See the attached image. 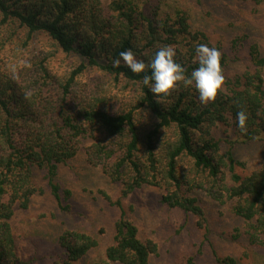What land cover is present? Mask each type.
Instances as JSON below:
<instances>
[{
  "label": "trees",
  "instance_id": "1",
  "mask_svg": "<svg viewBox=\"0 0 264 264\" xmlns=\"http://www.w3.org/2000/svg\"><path fill=\"white\" fill-rule=\"evenodd\" d=\"M149 8L141 0H0V34L13 35L19 29L12 41L15 48L42 34L78 61L65 73L52 75L45 57L35 54L37 60L30 58L31 69L26 70L23 62L7 57L10 35L0 43V264H27L16 251L10 224L15 208L29 206L37 192V171L43 172L57 201L68 199L70 191L57 181L58 166L81 149L84 139L90 140L84 147L86 161L121 184L115 201L103 192L120 211L113 241L104 251L106 261L149 264L157 252L156 242L138 236L122 203L145 184L164 187L161 201L190 212L207 231L205 211L192 190L230 202L231 211L244 223L248 242L264 248V160L241 175L236 167L243 162L231 151L221 153L212 134L221 123L239 140L264 145V56L257 44H250L252 68L227 77L228 55L205 32L191 28L184 10L160 16L158 9ZM242 40L232 41L236 51ZM199 44L220 51L224 75L222 90L206 105L194 87L183 82L167 95H154L143 84L149 69L137 74L122 60L115 63L121 51L131 49L147 64L159 48L171 46L175 61L189 75L198 67ZM92 69L108 80L79 85V76ZM239 111L247 117L243 128L237 124ZM223 167L228 168V179ZM58 243L63 251L53 264H77L98 241L70 229L60 234ZM212 252L216 264H238L232 255Z\"/></svg>",
  "mask_w": 264,
  "mask_h": 264
},
{
  "label": "rangeland",
  "instance_id": "2",
  "mask_svg": "<svg viewBox=\"0 0 264 264\" xmlns=\"http://www.w3.org/2000/svg\"><path fill=\"white\" fill-rule=\"evenodd\" d=\"M141 1L148 10L149 7L158 9L160 16L173 15L175 9L184 10L189 15L191 28L205 32L211 43L219 45L228 55L227 77L252 68L248 54L250 44H257L264 56V0L259 3L252 0ZM10 32L0 34V43ZM12 33L7 39L10 53L7 52V57L23 62L26 70L31 69L30 58L37 60L35 54L39 59L45 57L44 63L52 75L65 73L78 63L75 56L61 53L42 34L36 35L27 46L15 48L12 41L20 30ZM241 36L244 42L236 51L232 41ZM1 58L0 53V68ZM262 71L264 73V67ZM107 80L105 75L92 69L80 75L78 83H105ZM212 134L220 143L221 153L231 151L235 159L243 162V166L236 167L241 175L251 172L264 160L262 141L243 142L231 127L221 123L212 128ZM89 144L90 140L84 139L81 149L58 166L57 181L61 188L70 191L68 199L57 201L50 193L43 172L37 171L34 177L37 192L31 196L29 206L15 208L10 224L16 251L27 264H53L63 251L58 238L70 229L84 231L98 241L77 264H121L105 260L104 251L113 241L114 222L120 211L103 196L104 192L115 201L120 196L121 184L111 181L101 166L86 161L84 147ZM223 173L228 179L227 167H223ZM165 192L164 187L145 184L122 199L127 217L138 228V236L157 244V252L150 256L149 264H216L213 249L220 256H234L238 264H264V248L248 242L244 223L231 211L230 202L216 201L200 189L192 190L191 194L198 198L205 211L207 231L198 226L190 212L163 203L161 197Z\"/></svg>",
  "mask_w": 264,
  "mask_h": 264
},
{
  "label": "clouds",
  "instance_id": "3",
  "mask_svg": "<svg viewBox=\"0 0 264 264\" xmlns=\"http://www.w3.org/2000/svg\"><path fill=\"white\" fill-rule=\"evenodd\" d=\"M195 52L198 67L189 75H185L184 67L175 61L176 53L171 46L159 48L147 64L144 60L137 59L131 49L121 51L115 63L119 65L122 60L131 72L137 74L149 69L150 74L146 73L143 76V84L154 95H167L178 82H183L186 87H194L201 104L206 105L215 100L224 84L221 53L217 48L209 47L207 44H199ZM236 118L238 126L243 128L247 119L245 112H237Z\"/></svg>",
  "mask_w": 264,
  "mask_h": 264
}]
</instances>
